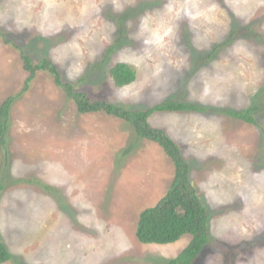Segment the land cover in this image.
I'll list each match as a JSON object with an SVG mask.
<instances>
[{
  "label": "rangeland",
  "instance_id": "rangeland-1",
  "mask_svg": "<svg viewBox=\"0 0 264 264\" xmlns=\"http://www.w3.org/2000/svg\"><path fill=\"white\" fill-rule=\"evenodd\" d=\"M24 54L93 100L208 107L150 117L208 209L214 240L194 264H264V0H0V105L15 96L0 141V240L14 258L0 264H165L192 236L144 244L136 227L172 160L125 120L80 113L46 70L24 90ZM117 62L137 79L117 87ZM254 102L256 124L220 111Z\"/></svg>",
  "mask_w": 264,
  "mask_h": 264
},
{
  "label": "trees",
  "instance_id": "trees-1",
  "mask_svg": "<svg viewBox=\"0 0 264 264\" xmlns=\"http://www.w3.org/2000/svg\"><path fill=\"white\" fill-rule=\"evenodd\" d=\"M114 48L115 46H112L111 50ZM22 58L24 67L29 72L24 90L29 87V82L35 77L37 71L46 70L51 73L56 85L72 98L80 113L103 112L121 118L133 127L138 137L155 142L164 150L174 164V176L166 193L158 202L141 211L136 227V237L144 244H170L179 241L185 234H190L192 237L188 244L165 264H194L205 246L214 240L208 224V209L191 183L190 163L185 159L180 146L166 130L153 126L150 117L155 112H206L208 107L170 98L146 108H128L106 100H93L87 92L78 90L73 82L65 81L58 66L49 58H44L37 63H34L28 55L24 54ZM108 73L117 87L126 86L137 79L135 66L127 62L115 63L109 68ZM14 98L15 96L10 95L0 105L2 145H6L8 140L10 111ZM261 107L259 102H254L248 108L240 110L227 108L220 111L256 124L254 112L259 111ZM45 188L53 193L49 186L46 185ZM13 258V254L0 240V263Z\"/></svg>",
  "mask_w": 264,
  "mask_h": 264
}]
</instances>
